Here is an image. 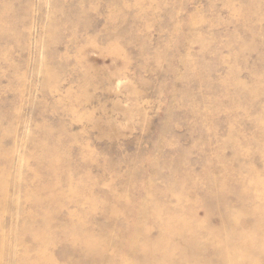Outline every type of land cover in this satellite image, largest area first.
<instances>
[{
    "label": "rangeland",
    "instance_id": "1",
    "mask_svg": "<svg viewBox=\"0 0 264 264\" xmlns=\"http://www.w3.org/2000/svg\"><path fill=\"white\" fill-rule=\"evenodd\" d=\"M0 264H264V0H0Z\"/></svg>",
    "mask_w": 264,
    "mask_h": 264
},
{
    "label": "bare ground",
    "instance_id": "2",
    "mask_svg": "<svg viewBox=\"0 0 264 264\" xmlns=\"http://www.w3.org/2000/svg\"><path fill=\"white\" fill-rule=\"evenodd\" d=\"M260 208V207H259ZM262 212V211H261Z\"/></svg>",
    "mask_w": 264,
    "mask_h": 264
}]
</instances>
